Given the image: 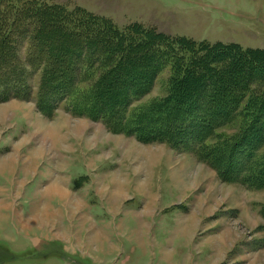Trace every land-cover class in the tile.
Returning <instances> with one entry per match:
<instances>
[{"label":"rangeland","instance_id":"1","mask_svg":"<svg viewBox=\"0 0 264 264\" xmlns=\"http://www.w3.org/2000/svg\"><path fill=\"white\" fill-rule=\"evenodd\" d=\"M35 1L121 30L141 24L173 38L264 50V0ZM25 50L18 58L31 93L0 100V264H264V187L224 178L195 153L193 135L181 145L163 136L146 143L69 99L41 110L42 71H29ZM171 77L168 66L130 114L165 98ZM182 111L174 117L186 121ZM246 121L216 129L218 141H236Z\"/></svg>","mask_w":264,"mask_h":264},{"label":"trees","instance_id":"2","mask_svg":"<svg viewBox=\"0 0 264 264\" xmlns=\"http://www.w3.org/2000/svg\"><path fill=\"white\" fill-rule=\"evenodd\" d=\"M22 47L29 71H42L41 110L69 99L73 108L107 113L109 118L101 120L110 129L146 143L163 136L181 145L193 135L195 153L213 162L224 178L239 175L246 185L264 187V50L173 38L141 24L121 30L79 9L0 0V100L31 93L18 58ZM168 66L167 96L130 114L131 102L150 92ZM81 83H89V89L76 87ZM101 86L110 89L104 93ZM101 93L106 97L100 99ZM76 96L85 102H77ZM114 98L117 102L105 108ZM113 104L121 107L120 117ZM182 110L188 113L186 121L174 117ZM238 117L247 121L236 141H218L216 129Z\"/></svg>","mask_w":264,"mask_h":264},{"label":"crops","instance_id":"3","mask_svg":"<svg viewBox=\"0 0 264 264\" xmlns=\"http://www.w3.org/2000/svg\"><path fill=\"white\" fill-rule=\"evenodd\" d=\"M65 198H67V200H68V199H70V200L72 199L70 196L65 197ZM70 200H68V201H70ZM52 210H53V209H52ZM47 214H48V216H50V214H51V215H54L55 213H54L53 211H51L50 208H48V212H47ZM55 215H56V214H55ZM71 217H72V216H70V219H71ZM116 217H117V216H116ZM43 219H44V224H46V225H49V224H50V222H49L50 217H48V218H47V217H43ZM45 220H46V222H45ZM105 220H106V219H105ZM93 221H94V220H93ZM106 223H107V222H106ZM35 224H36V223H35ZM94 225H95V224H94ZM117 225H118V226H122L123 224H119V223H117ZM96 226L99 228L97 231H100V233H98V234H99V235H102V233H103V232H102L103 229L101 228V225H100V224L98 225L97 221H96ZM96 226H95V227H96ZM81 242H85V240L82 239Z\"/></svg>","mask_w":264,"mask_h":264},{"label":"bare ground","instance_id":"4","mask_svg":"<svg viewBox=\"0 0 264 264\" xmlns=\"http://www.w3.org/2000/svg\"><path fill=\"white\" fill-rule=\"evenodd\" d=\"M223 88H224V87H223ZM60 190H61V189H60ZM61 191H62V190H61ZM61 191H59L57 188L54 189V192H55V193L59 192L58 194H62ZM65 195H66V196H65ZM63 196L68 197L67 192H63Z\"/></svg>","mask_w":264,"mask_h":264}]
</instances>
